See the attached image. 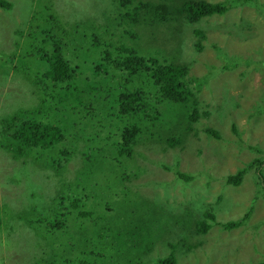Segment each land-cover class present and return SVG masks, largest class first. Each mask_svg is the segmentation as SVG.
Returning <instances> with one entry per match:
<instances>
[{
  "label": "trees",
  "instance_id": "obj_1",
  "mask_svg": "<svg viewBox=\"0 0 264 264\" xmlns=\"http://www.w3.org/2000/svg\"><path fill=\"white\" fill-rule=\"evenodd\" d=\"M112 1L113 10L104 9L98 16L84 11L83 18H72L64 17L59 6L55 11L54 0H25L26 15L31 8L38 19L25 30L18 31L15 23L13 48L6 51L0 42L2 81L19 75L35 86L39 96L34 107L17 104L12 106L17 110L1 117L0 149L50 170L47 188L55 191L43 196L40 210L31 211V221H26L32 235L27 236L31 254L25 264H178L172 241L166 243L167 254L145 258L163 239L154 216L167 213L173 221L168 226H176L181 235L186 221L198 215L194 205L186 209L179 203L186 211L174 212L163 198L131 193L127 182L143 171L136 158L138 145L158 142L162 149L182 145L199 114V79L189 76V63L180 60L179 41L170 49L154 44L159 26L168 30L160 31L158 41H163L172 32L173 21L197 22L224 13L229 5L207 0ZM57 4L69 5L66 0ZM0 8L18 9L8 0H0ZM32 24L37 27L34 33ZM196 33L200 38L195 46L200 49L205 33L199 29ZM241 60L248 72L257 70L264 81V60L258 64ZM234 65L238 62L224 58L221 66ZM205 131L220 136L212 127ZM74 157H79L80 166L67 175V163ZM252 161L248 165L260 163L255 170L258 180L264 157ZM248 168L239 167L227 182L239 184ZM172 169L185 181L193 177ZM94 200L98 205L106 202L97 208ZM248 213L228 220L235 222L227 228L242 224ZM195 221L198 228L205 226L204 221ZM14 236L6 234L9 240ZM4 244L11 246L9 241Z\"/></svg>",
  "mask_w": 264,
  "mask_h": 264
},
{
  "label": "rangeland",
  "instance_id": "obj_2",
  "mask_svg": "<svg viewBox=\"0 0 264 264\" xmlns=\"http://www.w3.org/2000/svg\"><path fill=\"white\" fill-rule=\"evenodd\" d=\"M8 1L14 2L17 11L21 9L20 13L25 15L21 17L16 10L0 8L3 13L0 42L6 51L13 48L15 23L18 22L15 27L18 31L25 30L30 22L34 23L35 17L38 19L36 15L32 16L31 8L26 15L25 0ZM57 1L53 2L54 10L57 11L59 6L64 17L72 18H83L84 11H93L98 16L102 10L115 7L112 0H85L82 4L81 0H66L67 7L62 3L58 5ZM207 1H223L229 8L222 14L205 16L197 22L175 20L169 37L158 41L160 31H168L161 25L154 42L170 49L179 41L180 60L189 63L188 75L199 79V114L193 124L195 129L182 145L166 149L158 142L151 146L138 145L136 158L143 171L127 185L131 193L137 191L141 195L165 199L174 212L186 211L177 205L181 203L186 209L187 205H194L199 209L198 215L201 214L186 221L181 235L176 226H168L167 222L173 221L167 219V213L154 216L160 223L163 239L156 241L154 249L144 254L145 258L158 252L167 254L166 243L172 241L176 243L173 252L178 264H256L264 262V166L261 178L256 180L255 170L260 163L248 164L256 157H264V81L257 70L248 72L241 58L251 59L252 64L264 60L260 59L264 57V0L243 4L231 0ZM36 29L32 24L30 32L34 33ZM196 29L205 33L200 49L195 46L200 38ZM18 49L17 46L15 51ZM224 58L237 61L238 65L224 69L221 66ZM242 71L248 73L241 74ZM1 78L0 119L17 110L12 107L17 104H20L19 108L34 107L39 96L28 79L19 75L11 79L5 77L3 81ZM194 85L192 82V88ZM208 127L216 129L220 136H210L205 131ZM78 161L79 157H74L67 163V175L80 166ZM244 166L249 168L239 184L227 182L228 175ZM172 168L193 177L187 181L180 179ZM49 174L50 170L33 161L12 158L0 149V264H25V259L30 256L27 236L31 237L32 230L26 221H31V211L40 210L39 201L44 200L43 196L55 192L53 188H47ZM60 188L63 193L65 185L61 184ZM102 202L106 200L99 205L98 200L92 203L98 208L103 206ZM247 210L249 213L242 224L227 228L228 223L235 222L228 220L239 219ZM197 218L204 221L203 228L197 227ZM152 226L157 230V226ZM7 233L15 236L9 240ZM4 241L11 242V246L5 245Z\"/></svg>",
  "mask_w": 264,
  "mask_h": 264
},
{
  "label": "bare ground",
  "instance_id": "obj_3",
  "mask_svg": "<svg viewBox=\"0 0 264 264\" xmlns=\"http://www.w3.org/2000/svg\"><path fill=\"white\" fill-rule=\"evenodd\" d=\"M27 148V147H26Z\"/></svg>",
  "mask_w": 264,
  "mask_h": 264
}]
</instances>
